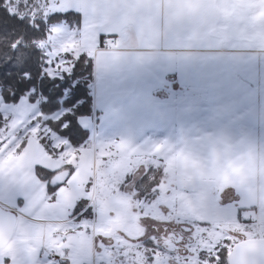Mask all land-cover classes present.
Masks as SVG:
<instances>
[{
	"label": "crops",
	"instance_id": "0c3cea01",
	"mask_svg": "<svg viewBox=\"0 0 264 264\" xmlns=\"http://www.w3.org/2000/svg\"><path fill=\"white\" fill-rule=\"evenodd\" d=\"M46 1L56 2L55 13H79L77 24L58 26L75 38L72 48L93 59V108H111L115 117L126 115L120 121L132 119L135 129L162 133V141L150 136L159 157L173 134L172 179L207 186L222 201L236 200L237 222L243 211H252L255 228H264V0ZM117 34L119 48H104L103 38ZM89 146L65 163L32 137L22 153L8 160L1 153L0 205L18 222L68 225L92 217L90 202L70 214L61 200L67 180L93 187L98 154ZM37 169L68 172L55 202L47 200V182ZM123 193L133 192L125 187ZM133 205H125L126 221ZM26 239L39 237L34 232L20 241Z\"/></svg>",
	"mask_w": 264,
	"mask_h": 264
},
{
	"label": "rangeland",
	"instance_id": "374dc122",
	"mask_svg": "<svg viewBox=\"0 0 264 264\" xmlns=\"http://www.w3.org/2000/svg\"><path fill=\"white\" fill-rule=\"evenodd\" d=\"M1 2L13 14L37 20H47L49 14L59 9L51 5L55 1L51 4L46 0ZM58 6L61 7L59 2ZM58 28V24H53L48 40L42 43L48 58V72L56 75L71 69L69 57L72 56L69 54L76 58L81 55L72 48L75 38H71L66 29L59 31ZM19 105L14 108L5 104L0 95V113L5 118L13 117L8 119L11 122L7 123V128L0 130V154H5L6 160L17 153L27 137L31 135L37 140L40 134L49 136L54 147H65L60 156L65 157L64 163L80 153L56 135H47L46 126L39 120L34 121L36 108L28 100L23 99L20 108ZM96 109L108 111V114L104 113L105 122L102 116L99 117L101 123L96 113L91 124L93 134L88 146L98 154L92 170L93 187L72 185L71 180H67L66 190L61 195L70 214L90 202L93 216L83 215L79 221L68 225L35 224L20 218L11 242L0 251V264H221L218 254L223 248L231 250L246 238H264V228H255L252 211H243V221L237 222L236 200L222 201V197L207 186L204 189L203 185L190 183V188L185 180L172 179L173 134H168L172 139L160 158L156 145L150 144V136L154 141L158 133L153 134L146 127L135 129L132 119L128 118L127 123L120 121L119 117L126 115L115 117L110 114L111 108ZM132 109L136 108H129ZM158 140H163L162 133ZM153 168L156 170L152 171ZM172 185L177 187L172 188ZM125 187L133 193L125 195ZM127 204H134L130 221L125 220ZM167 208H171V212ZM142 216L152 219L147 222ZM182 226L189 229L181 230ZM176 228L184 233L186 242L179 250L167 252L161 246L162 239L166 237V231ZM34 232L39 239L20 241L25 234ZM51 251L57 254L54 261L50 259Z\"/></svg>",
	"mask_w": 264,
	"mask_h": 264
},
{
	"label": "trees",
	"instance_id": "16d2710c",
	"mask_svg": "<svg viewBox=\"0 0 264 264\" xmlns=\"http://www.w3.org/2000/svg\"><path fill=\"white\" fill-rule=\"evenodd\" d=\"M78 21L79 13L73 11L55 13L47 20H37L31 16L13 14L3 2L0 3V95L3 102L16 108L21 99L26 98L36 107L34 121L39 120L46 126L49 130L47 135H56L81 151L89 144L93 134L91 124L98 113L93 108V59L86 52L77 58L69 54L72 56H67L71 59V69L55 76L48 72L47 54L42 48V43L48 40L52 32L53 24L65 22L75 25ZM56 115L59 116L54 118ZM10 117L5 118L0 113V130L7 128V123L11 122L8 119L13 118ZM29 137L16 154L22 153ZM37 140L51 157L62 160L63 145L54 147L51 138L43 134ZM67 168L69 165L66 163L63 169ZM36 173L39 179L47 182L50 195L47 200L55 202V190L62 184L53 183L58 173L41 169H37ZM230 251L223 248L219 252L221 264H228Z\"/></svg>",
	"mask_w": 264,
	"mask_h": 264
},
{
	"label": "water",
	"instance_id": "95a60500",
	"mask_svg": "<svg viewBox=\"0 0 264 264\" xmlns=\"http://www.w3.org/2000/svg\"><path fill=\"white\" fill-rule=\"evenodd\" d=\"M68 172L58 174L54 184L63 183ZM17 228V215L0 205V251L11 242ZM228 264H264V238L243 239L228 255Z\"/></svg>",
	"mask_w": 264,
	"mask_h": 264
},
{
	"label": "flooded vegetation",
	"instance_id": "af4514ba",
	"mask_svg": "<svg viewBox=\"0 0 264 264\" xmlns=\"http://www.w3.org/2000/svg\"><path fill=\"white\" fill-rule=\"evenodd\" d=\"M175 224V223H174ZM181 230H188L189 228L182 226ZM176 229H171L169 232L166 231V237L162 239L161 246L167 252L177 251L179 250L183 244L186 242V237L183 235L184 233Z\"/></svg>",
	"mask_w": 264,
	"mask_h": 264
},
{
	"label": "built area",
	"instance_id": "2783aa9c",
	"mask_svg": "<svg viewBox=\"0 0 264 264\" xmlns=\"http://www.w3.org/2000/svg\"><path fill=\"white\" fill-rule=\"evenodd\" d=\"M119 41H120V36H108V37H105L103 39V45L104 47L106 48H109V49H117L119 48ZM55 252H51V258L53 260L56 259L55 257Z\"/></svg>",
	"mask_w": 264,
	"mask_h": 264
}]
</instances>
